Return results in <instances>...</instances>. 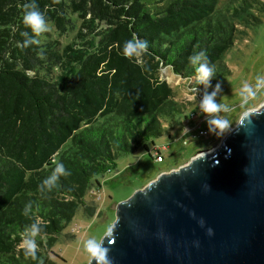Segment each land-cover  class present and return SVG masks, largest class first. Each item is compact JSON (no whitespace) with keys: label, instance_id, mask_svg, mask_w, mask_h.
I'll return each mask as SVG.
<instances>
[{"label":"trees","instance_id":"16d2710c","mask_svg":"<svg viewBox=\"0 0 264 264\" xmlns=\"http://www.w3.org/2000/svg\"><path fill=\"white\" fill-rule=\"evenodd\" d=\"M26 2L0 0V264H58L52 247L72 237L63 230L77 210L96 213L84 195L100 185L98 176L111 172L121 154L152 155L154 138L170 136L175 116L184 115L187 105L161 69L192 78L188 57L206 50L216 70L212 82L230 74L227 54L238 26L260 22L264 6L260 0H36L50 31L25 49L19 45L22 32L31 35L23 24ZM134 36L148 41L150 54L139 62L123 54ZM55 162L71 175L45 198L38 186ZM30 201L47 222L43 239L36 238L37 261L17 248L32 222L23 215Z\"/></svg>","mask_w":264,"mask_h":264},{"label":"water","instance_id":"95a60500","mask_svg":"<svg viewBox=\"0 0 264 264\" xmlns=\"http://www.w3.org/2000/svg\"><path fill=\"white\" fill-rule=\"evenodd\" d=\"M250 110L213 154L117 204L113 264H264V106Z\"/></svg>","mask_w":264,"mask_h":264},{"label":"rangeland","instance_id":"374dc122","mask_svg":"<svg viewBox=\"0 0 264 264\" xmlns=\"http://www.w3.org/2000/svg\"><path fill=\"white\" fill-rule=\"evenodd\" d=\"M264 6V0H260ZM255 3V1H254ZM260 2L257 1V5ZM254 7V4L251 5ZM261 21L249 27L238 26V37L227 54V62L231 73L221 75L217 81L222 84V96L217 99L229 105L231 112L226 114L232 128L240 121L246 109H259L264 106V92L258 94L249 105L241 106L239 91L244 82L254 83L257 75H264V11L260 14ZM161 77L166 79L174 88L176 98L187 105L184 115L177 114L172 121L167 133L154 138V147L159 148L164 159L157 160L155 154L149 155L145 150L138 149L134 153L121 154L116 159V167L103 175H99L100 185L90 188L84 195L87 202L96 205V213L86 215L80 207L72 220L63 230L72 237L69 240L60 239L52 247L51 254L58 264H88V256L83 251L82 241L88 238L102 239L107 229L113 224L117 215V204L131 197L137 190L143 189L147 184L163 171L178 169L187 165L190 159L200 153H211L220 147L221 140L209 131L205 135L191 138L187 143H182L185 133L197 125L208 130L205 117L199 113L198 102H189L187 97L191 94L189 85L191 78L178 77L170 68L161 69ZM194 87V86H193ZM200 90L197 99L203 94ZM211 91V89H209ZM197 109L198 114L188 121L184 118L191 109ZM151 148L153 147L150 145ZM203 151V152H202ZM130 165V166H129ZM98 196H100L98 198Z\"/></svg>","mask_w":264,"mask_h":264},{"label":"clouds","instance_id":"9594fccd","mask_svg":"<svg viewBox=\"0 0 264 264\" xmlns=\"http://www.w3.org/2000/svg\"><path fill=\"white\" fill-rule=\"evenodd\" d=\"M60 2L61 0H53L55 4ZM23 9V24L31 30V35L28 32H22L21 35L24 40L19 46L26 49L33 45H39L40 40L38 38L48 33L50 27L36 0H28V2L23 4ZM123 54L130 60L141 61L144 56L150 54L148 41L134 36L132 39L125 41ZM188 62L193 66L196 74L191 78L192 84L189 85L191 94L187 97V100L189 102H198L199 113L205 117L209 133L214 134L218 138L223 137L232 131V124L226 117V114L230 113L232 109L229 105L221 103L217 99L222 96L223 89L220 81H217L215 86L212 85V80L216 77L215 65L209 61L206 50L194 52L188 57ZM192 85L195 86L193 87ZM201 85L204 91L200 99H197L200 93L199 86ZM261 92H264V75H257L254 83L244 82L239 91L241 106L249 105L250 101L256 100ZM257 114L259 113L246 109L245 120L251 122L252 117ZM70 175L71 172L66 169L62 162H55L54 169L39 184L38 191L42 197L46 198L47 194L57 186L61 177L67 178ZM23 215L29 217L32 222L25 227L17 248L23 252L25 258L37 261L39 246L36 238L41 237L43 239L47 222L35 215L31 201L24 206ZM209 233H211V229H209ZM114 235L115 227L110 226L102 239L97 240L90 237L82 241L83 251L88 256L89 264H93V261H95V264H113L110 257V246L114 241ZM106 240L108 241L107 245L105 244Z\"/></svg>","mask_w":264,"mask_h":264},{"label":"built area","instance_id":"2783aa9c","mask_svg":"<svg viewBox=\"0 0 264 264\" xmlns=\"http://www.w3.org/2000/svg\"><path fill=\"white\" fill-rule=\"evenodd\" d=\"M198 114L197 109H191L186 116L184 117L186 121L193 119L196 115ZM208 132V130L205 127H202L201 125H197L196 127L192 128V130L188 131L187 133L184 134L182 138V143H187L191 138H197L199 135H205ZM203 152V151H202ZM160 150L159 148H156L154 154L157 158V160L162 161L164 157L162 156V153L160 155ZM100 196H98L99 198Z\"/></svg>","mask_w":264,"mask_h":264},{"label":"crops","instance_id":"0c3cea01","mask_svg":"<svg viewBox=\"0 0 264 264\" xmlns=\"http://www.w3.org/2000/svg\"><path fill=\"white\" fill-rule=\"evenodd\" d=\"M130 166V165H129Z\"/></svg>","mask_w":264,"mask_h":264}]
</instances>
